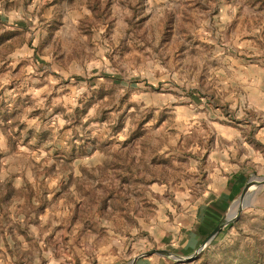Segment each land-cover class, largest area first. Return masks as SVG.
<instances>
[{
    "label": "rangeland",
    "instance_id": "obj_1",
    "mask_svg": "<svg viewBox=\"0 0 264 264\" xmlns=\"http://www.w3.org/2000/svg\"><path fill=\"white\" fill-rule=\"evenodd\" d=\"M263 107L264 0H0V264L189 256L248 181L195 257L137 261L264 264V160L215 219L202 191L214 125Z\"/></svg>",
    "mask_w": 264,
    "mask_h": 264
},
{
    "label": "crops",
    "instance_id": "obj_2",
    "mask_svg": "<svg viewBox=\"0 0 264 264\" xmlns=\"http://www.w3.org/2000/svg\"><path fill=\"white\" fill-rule=\"evenodd\" d=\"M259 124L260 127L238 123L233 125L217 123L214 125L216 131L212 129L211 132L213 134L216 132L213 137L216 142L212 144L207 154V162L211 164V168L206 172L202 185L203 194L208 200L204 205L209 210L206 214L208 218L215 219L217 213L223 211L227 201L242 187L252 160H254L251 150L256 157L264 160L263 152L257 151L248 142L254 141L255 138L257 141H264V117L262 123ZM245 144L250 148L249 152L240 153L241 145ZM200 218L209 221L206 216ZM203 227H206V224L199 223L195 229L188 231V235L199 239L200 236H203ZM152 260L139 259L137 264H152Z\"/></svg>",
    "mask_w": 264,
    "mask_h": 264
},
{
    "label": "water",
    "instance_id": "obj_3",
    "mask_svg": "<svg viewBox=\"0 0 264 264\" xmlns=\"http://www.w3.org/2000/svg\"><path fill=\"white\" fill-rule=\"evenodd\" d=\"M262 183H264V178L261 180V184ZM251 186H252L251 181H248L245 184L243 191L240 195L241 204L238 207L237 213H235L232 216L223 218L222 221L209 233V235L204 239L202 244L199 246V248L197 250L194 251L193 254H191L189 256H182V255L174 253L173 251L166 249V248H154V249L145 251L142 254H139L130 262V264H136L137 259L142 255H149V254H153V253H159L162 255H167V256L173 257L177 260H187V259H191V258L195 257L204 248V246H206L207 242H209L218 233V231H220V229L222 227H224L229 221H231L232 219H234L238 216V213L241 211V208H242V204H243L242 202H245L246 194L248 193Z\"/></svg>",
    "mask_w": 264,
    "mask_h": 264
},
{
    "label": "bare ground",
    "instance_id": "obj_4",
    "mask_svg": "<svg viewBox=\"0 0 264 264\" xmlns=\"http://www.w3.org/2000/svg\"><path fill=\"white\" fill-rule=\"evenodd\" d=\"M232 216V215H231Z\"/></svg>",
    "mask_w": 264,
    "mask_h": 264
}]
</instances>
